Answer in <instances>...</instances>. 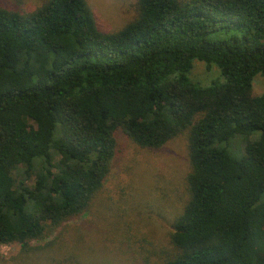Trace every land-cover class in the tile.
<instances>
[{
	"label": "trees",
	"instance_id": "16d2710c",
	"mask_svg": "<svg viewBox=\"0 0 264 264\" xmlns=\"http://www.w3.org/2000/svg\"><path fill=\"white\" fill-rule=\"evenodd\" d=\"M195 61L225 82L191 83ZM258 75L264 0H138L117 32L86 0L0 6V247L29 252L88 210L119 133L151 151L187 135L188 201L163 264H264ZM239 136L241 159L228 150Z\"/></svg>",
	"mask_w": 264,
	"mask_h": 264
},
{
	"label": "rangeland",
	"instance_id": "374dc122",
	"mask_svg": "<svg viewBox=\"0 0 264 264\" xmlns=\"http://www.w3.org/2000/svg\"><path fill=\"white\" fill-rule=\"evenodd\" d=\"M47 0H0V6L31 12ZM105 32H117L136 15L138 0H86ZM202 87L225 82L217 66L206 71L195 61L189 77ZM253 94H264V77L258 75ZM257 132L249 137L255 141ZM118 153L111 174L88 210L70 218L47 238L0 247V264H163L173 251L174 223L188 201L186 177L190 171L187 135L163 148L144 150L118 134ZM246 138L232 140L228 150L244 156ZM264 201V196H263Z\"/></svg>",
	"mask_w": 264,
	"mask_h": 264
}]
</instances>
